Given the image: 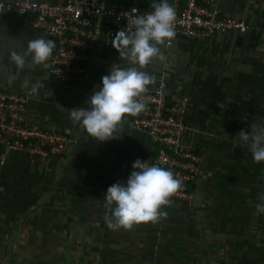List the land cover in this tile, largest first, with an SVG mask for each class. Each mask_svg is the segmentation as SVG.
I'll return each mask as SVG.
<instances>
[{
    "label": "crops",
    "instance_id": "0c3cea01",
    "mask_svg": "<svg viewBox=\"0 0 264 264\" xmlns=\"http://www.w3.org/2000/svg\"><path fill=\"white\" fill-rule=\"evenodd\" d=\"M120 1L151 11V0ZM215 4L248 30L205 40L175 35L162 47L166 60L144 69L154 78L148 90L163 75L167 93L189 100L185 137L203 159L194 199L130 230L107 227L104 193L126 183L135 160L153 164L151 143L134 129V116L125 117L119 138L99 142L69 115L88 107L112 64L128 67L127 61L112 46L98 47L82 82L59 88L47 62L17 68L8 55L22 53L37 35L54 38L35 29L30 15L0 14V88L26 96L29 120L70 138L57 158L0 151V264H264V214L256 211L264 162H255L237 135L264 126V0Z\"/></svg>",
    "mask_w": 264,
    "mask_h": 264
},
{
    "label": "built area",
    "instance_id": "2783aa9c",
    "mask_svg": "<svg viewBox=\"0 0 264 264\" xmlns=\"http://www.w3.org/2000/svg\"><path fill=\"white\" fill-rule=\"evenodd\" d=\"M173 3L175 35L183 38L205 40L218 33L246 32L249 28L248 23L224 14L216 0ZM0 7V14L14 10L20 16L30 15L35 29L54 38L55 49L47 64L59 88L82 82L95 50L112 46V38L127 25L123 14L133 8L120 0H0ZM142 99L146 110L134 116L133 127L151 143L152 163L170 169L182 182L181 190L171 197V204H191L192 187L203 159L185 137L184 116L189 100L176 91L167 93L163 75ZM26 103L23 94L0 88V151L22 152L40 159L61 156L68 149L70 138L29 120Z\"/></svg>",
    "mask_w": 264,
    "mask_h": 264
},
{
    "label": "clouds",
    "instance_id": "9594fccd",
    "mask_svg": "<svg viewBox=\"0 0 264 264\" xmlns=\"http://www.w3.org/2000/svg\"><path fill=\"white\" fill-rule=\"evenodd\" d=\"M149 6V12L140 13L136 8L125 12L127 25L111 40L128 67L112 64L109 74L102 76L98 89L86 100L88 107L69 109L70 119L99 142L119 138L125 117L146 110L142 97L154 78L144 69L154 60H166L162 47L170 45L175 37L176 13L169 0H151ZM54 47V41L37 35L27 41L22 53L9 50V60L17 68L29 62L44 66ZM237 135L253 160L264 162V126L251 124L250 131L242 129ZM132 169L126 183L117 181L104 193V221L111 230H130L137 224L166 218L164 208L171 205V197L182 188V182L170 169L140 159L133 162ZM256 211L264 214V195Z\"/></svg>",
    "mask_w": 264,
    "mask_h": 264
},
{
    "label": "rangeland",
    "instance_id": "374dc122",
    "mask_svg": "<svg viewBox=\"0 0 264 264\" xmlns=\"http://www.w3.org/2000/svg\"><path fill=\"white\" fill-rule=\"evenodd\" d=\"M57 158V157H56Z\"/></svg>",
    "mask_w": 264,
    "mask_h": 264
}]
</instances>
